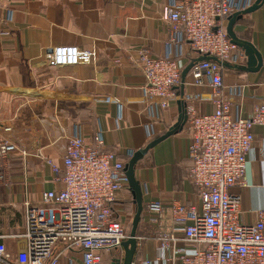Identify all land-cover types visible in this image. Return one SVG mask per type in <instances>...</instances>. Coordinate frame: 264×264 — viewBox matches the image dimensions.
I'll return each instance as SVG.
<instances>
[{"label":"crops","instance_id":"0c3cea01","mask_svg":"<svg viewBox=\"0 0 264 264\" xmlns=\"http://www.w3.org/2000/svg\"><path fill=\"white\" fill-rule=\"evenodd\" d=\"M182 1L13 0L10 21L0 25V141L15 146L0 158L2 231H20L24 202L35 203L43 191L62 187L51 165L61 166L70 135H81L92 144L93 135L100 132L102 147L113 151L125 165L134 151L177 121L180 98L161 109L145 97L136 52L146 48L152 56L170 57L181 73L190 66L194 55L189 45L184 39L167 44V23L161 19L165 5ZM236 2L244 4V0ZM3 30L9 33L2 34ZM232 31L260 57L256 70L244 68L246 57L222 69V86L231 101L232 115L247 117L264 101V1L255 10L242 13ZM55 45H77L94 50L95 56L88 64L49 68L45 55ZM185 80L186 84L174 90L195 94L189 100L195 110L211 112L214 103L207 100L208 81L195 87L188 71ZM252 132L244 183L231 187L232 192L240 193V220L245 223L254 221L264 209V126L253 125ZM189 137L183 125L136 162L134 177L141 187L142 209L151 200L165 205L198 201L188 177ZM115 206L123 220L134 213L128 186L119 192ZM138 229L144 236L135 258H152L156 241L148 237L142 213ZM5 242L14 252L16 242Z\"/></svg>","mask_w":264,"mask_h":264},{"label":"built area","instance_id":"2783aa9c","mask_svg":"<svg viewBox=\"0 0 264 264\" xmlns=\"http://www.w3.org/2000/svg\"><path fill=\"white\" fill-rule=\"evenodd\" d=\"M250 4L251 0L244 4L184 0L162 9L161 19L168 28L166 43L184 39L189 45L194 55L188 69L190 83L203 87L208 81L207 100L214 103L211 112L195 110L189 103L195 94L174 90L187 83L181 81V68L174 59L152 56L146 48L136 52L145 97L161 109L178 98L184 102V125L190 136L188 177L198 201L167 205L148 201L141 213L147 219L148 237L156 241L154 255L133 259L131 264H264V209L254 221L242 222L240 193L231 191L244 183L246 153L254 140L252 126H264V101L250 116H233L222 86V63L239 64L245 59L243 49L226 33L227 18ZM12 5L13 0H0V25L10 21ZM203 55L220 63L197 60ZM94 56V50L77 45H55L47 50L44 62L49 68L73 66L88 64ZM92 140L88 144L78 134L67 138L61 166L51 165L62 187L43 191L35 203L24 202L20 231L0 229V264H103L105 252L122 248L128 236L124 215L115 202L128 186L124 164L113 151L102 147L100 132ZM14 149L12 143L0 141V158ZM8 239L16 242L14 252L5 242ZM122 256L113 264H122Z\"/></svg>","mask_w":264,"mask_h":264},{"label":"water","instance_id":"95a60500","mask_svg":"<svg viewBox=\"0 0 264 264\" xmlns=\"http://www.w3.org/2000/svg\"><path fill=\"white\" fill-rule=\"evenodd\" d=\"M264 0H255L249 7L242 11H236L232 13L228 18H227V25H226V33L230 39V41L237 46H239L241 49H243L245 57L247 58L246 60V66L244 67L246 70L252 71L256 70L257 67L260 64V57L257 51L250 45L245 40L239 39L236 37L234 32L232 31V25L234 21L237 18H240L242 13L244 12H251L255 10L258 6L261 5V3ZM202 59H213L217 62L220 63L218 59H216L213 56H207L203 55L197 58V60H202ZM224 66L227 65V62L222 63ZM191 65V64H190ZM189 67L183 69L181 73V81H184L185 75L188 71ZM186 121V111L184 108V102L180 101L179 102V114L177 121L170 126L162 135H159L155 138H153L151 141H149L145 147L140 148L136 151H134L129 159V161L124 165L125 168V174L127 177V184L128 188L131 192L132 198L134 200L136 209L134 211V215L132 217V222H131V230L128 235V237L122 242V248L124 250V256L122 259V264H131L132 258L135 254L136 247H137V240H136V229L141 217V212H142V195H141V187L139 182L135 179L134 177V166L136 162L143 157V155L147 152V150L154 146L156 143L160 142L167 136H169L172 133H175L179 130L182 129L184 123ZM113 264V263H111Z\"/></svg>","mask_w":264,"mask_h":264},{"label":"rangeland","instance_id":"374dc122","mask_svg":"<svg viewBox=\"0 0 264 264\" xmlns=\"http://www.w3.org/2000/svg\"><path fill=\"white\" fill-rule=\"evenodd\" d=\"M134 213H132L131 215H127L126 218L124 220H122V223H123V226H124V229H125V232H126V235L128 236L129 233H130V230H131V222H132V217H133ZM139 224H138V227H137V233H136V237H137V244L138 242L140 243L142 241V238L144 236V233H140L139 231ZM140 234V238L138 237V235ZM120 248V249H114V250H111V251H108V252H105L103 254V264H111L113 262H115V259L116 258H120V256L123 254L124 256V250ZM136 254V253H135ZM133 256L132 260L133 259H136L135 258V255ZM122 256V257H123Z\"/></svg>","mask_w":264,"mask_h":264},{"label":"trees","instance_id":"16d2710c","mask_svg":"<svg viewBox=\"0 0 264 264\" xmlns=\"http://www.w3.org/2000/svg\"><path fill=\"white\" fill-rule=\"evenodd\" d=\"M140 221V220H139ZM139 224V223H138ZM138 227V226H137ZM136 233H137V229H136Z\"/></svg>","mask_w":264,"mask_h":264}]
</instances>
